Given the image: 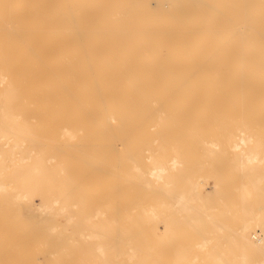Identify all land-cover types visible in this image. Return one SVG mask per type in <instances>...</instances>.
<instances>
[{"label":"bare ground","instance_id":"bare-ground-1","mask_svg":"<svg viewBox=\"0 0 264 264\" xmlns=\"http://www.w3.org/2000/svg\"><path fill=\"white\" fill-rule=\"evenodd\" d=\"M193 114L206 119L193 126L188 123ZM152 119L157 134L142 141L151 164L142 166L146 157L141 164L135 147L129 154L143 188L154 192L161 182L156 196L149 192L161 200L146 205L155 220L150 219V230L144 224L146 239L158 241L157 227L166 237L179 222V215L164 212L168 208L182 211L196 233L209 215L210 232L224 236L216 239L225 247L213 245L206 264H264V0H0V231L11 226L25 231L14 246L30 248L42 235L36 240L42 258L58 252L56 247L66 249L62 240L73 234L67 225L79 222L75 214L82 212L91 227L82 233L97 239L88 262L124 264L116 261L118 250L108 257L116 238L106 241L105 224L93 219L107 212L109 199L119 198L123 188L118 180L104 186L119 160L116 165L103 152L147 135L156 125ZM196 144L207 157L221 155L207 175L198 176L201 160L186 167L187 190L173 171L190 163L187 153ZM70 149L77 155L67 154ZM227 168L231 184L221 181ZM212 194L220 202L235 194L241 200H225L214 216L204 202ZM46 214L49 218L42 217ZM61 214L66 228L58 222ZM222 217L234 221L224 223ZM81 224L75 227L79 234ZM32 229L41 231L28 235ZM56 229L67 233V240H60ZM116 237L119 243L122 238ZM153 240L131 245L128 259L139 255L135 264H152L153 252L166 247ZM209 240L205 235L197 244ZM190 250L178 247V257L187 258Z\"/></svg>","mask_w":264,"mask_h":264},{"label":"rangeland","instance_id":"rangeland-1","mask_svg":"<svg viewBox=\"0 0 264 264\" xmlns=\"http://www.w3.org/2000/svg\"><path fill=\"white\" fill-rule=\"evenodd\" d=\"M170 17V16H169ZM171 19V18H170ZM104 20H106L105 18H104ZM178 105V104H177ZM204 105H201V104H198V105H196V107H203ZM217 106H220V105H217ZM229 106H231V105H229ZM204 107H206V105L204 106ZM227 107V106H226ZM232 108V107H231ZM193 116H195V117H193ZM206 115L204 114V115H199V116H197L196 114H193L192 116H190V119L188 120V123L189 124H191V125H193V126H196V125H198V122L200 121V120H204V119H206V117H205ZM199 117V118H198ZM143 117L141 116V119H142ZM192 121H193V123H192ZM151 124H153L154 123V119H152L151 121ZM157 121L155 120V123L154 124H156V125H152V127H151V131H149L148 133H147V135H146V133L145 134H143V135H141V136H138L139 138H136L135 140H132V141H130L129 143H128V145H126V146H124V147H119V148H116V149H118L117 151L115 150V149H113L112 147H106L105 148V152H103L104 154H106V155H108V159H114V162H115V164H116V162L119 160V162H117V164L121 167L122 166V163L124 162V164H123V168L121 167V169L119 170V166L117 165V168L114 170L115 171V173H114V171H113V169H111V172H110V175H109V177L106 179V184H104V186L105 185H107V188H109L110 187V185H109V183L111 184V182H114V183H116V182H118L119 181V186L121 187L122 185V189H120V190H118V194L116 193V195H118L119 196V198L116 196V200H113V198H111V201L113 202H111L110 201V199H109V205H108V210H107V212H105L104 214H100V215H94V216H96V217H93V219H94V221H96L97 222V224H105V231H106V236L104 237L105 238V240L107 241L108 240V242L110 241V240H112L113 239V237L114 238H116V239H113V241H114V245H113V247H112V245L111 244H109V247H110V249H111V252H109L108 253V257H110V259H113V257H115L114 256V254H113V251H115V250H118L119 252H121V255H120V257L118 256L117 257V260L116 261H122V262H124V264H135V263H137L138 262V260L140 259L139 258V255L138 256H134V258H132L131 259V261L129 260L130 259V257H128V249L130 248L131 249V245L132 246H138V245H140L141 246V244H142V241H145V242H148L149 244H150V241L149 240H153V239H150L149 238V235H148V238H149V240L148 239H146L147 238V236H145V233H143V232H145L146 230H148L147 229V227L146 226H148V228L150 227L148 224H151L150 222H151V220L150 219H152V218H150L149 217V215L146 213L147 211H148V208H146V205H147V207L149 206H151V205H153V204H156L159 200H161V199H158V198H156V197H154V195L156 196V194H157V185L158 184H160L161 182H157V183H155L154 185V187H156L155 189L156 190H154V192H153V189L152 190H150V189H148V188H143L142 186V183H141V179H139L140 178V176L138 175L139 173H138V170L137 169H135L134 170V167H132L133 166V162L131 161V160H129V154H131L132 153V151H133V149H134V147L135 148H137L138 149V151H139V160H142V159H144L146 156H144V154H148L149 152L151 153V151H148V150H144L143 151V148H142V146H144V144L142 143V141L144 140V139H146V138H149V137H151V138H154L153 136H156V131H154L155 129V127L156 128H158V126H157V123H156ZM196 122V123H195ZM159 125V124H158ZM153 133H155V135H153ZM150 135V136H149ZM145 136H147V137H145ZM109 137V138H108ZM145 137V138H144ZM202 137V136H201ZM105 138H107L108 140L109 139H112V136L111 135H106L105 136ZM126 138V137H125ZM141 138V139H140ZM140 140V141H139ZM135 143V144H134ZM141 144V145H140ZM138 146V147H137ZM131 147V148H130ZM111 149H113L112 151H111ZM125 149V150H124ZM129 149V150H128ZM142 149V150H141ZM121 150V151H120ZM126 150H128V152H130V153H128ZM194 151H191L190 153H187V160H189L190 161V163H186V164H183V166H181V168H179V169H176V170H174L173 172L175 173V172H177L178 174H174L176 177H180L181 176V180H179V184H180V186L182 187V186H185L186 187V189L188 190V188L189 187H191V185H188L187 184V182L186 181H183V177H184V174H186V172H187V168L186 167H188V166H190L192 163H196L198 160H201L202 161V167H201V165L199 166L198 165V167L200 168V169H202V171H200V173H198L199 175L198 176H200V175H207L208 174V171L214 166V165H216V163L218 162V158H217V156H220L221 155V152H218V151H215V152H212V154L214 155L215 154V156H213V155H210V156H208L207 157V152H205L204 150H202V148H200L197 144L195 145V148L193 149ZM71 151V152H70ZM108 151H110L109 153H106V152H108ZM123 151V152H122ZM146 151V152H145ZM70 152V153H69ZM72 152H74V155H77V151H73V150H69V151H67V154H69V155H73V153ZM118 152H121V154H122V156H121V154L119 153L118 154ZM76 153V154H75ZM114 153V154H113ZM127 154V155H126ZM201 155H203V156H201ZM123 156H124V158L126 159H124L123 158ZM144 156V157H143ZM206 156V157H205ZM213 156V157H212ZM143 157V158H142ZM201 157V158H200ZM120 158V159H119ZM142 158V159H141ZM193 158H194V160H193ZM147 159V160H146ZM145 161H140L141 162V164L143 163V162H145V163H143L142 164V166L143 167H146V165L148 166L149 164H151V159L150 158H145L144 159ZM125 161H127V162H125ZM130 161H131V164H130ZM216 162V163H215ZM149 163V164H148ZM211 163V164H210ZM128 165V166H127ZM129 166H131V167H129ZM184 167V168H183ZM137 168V167H136ZM119 170V171H118ZM124 171V172H126L127 173V170H128V173L127 174H125V173H123V172H120V171ZM126 170V171H125ZM130 170L132 171V172H130ZM179 170H180V172H179ZM120 173V174H119ZM183 173V174H182ZM115 174H118V175H115ZM121 174H122V176H121ZM232 174H233V172H231V169L229 168H227L226 169V175H225V178L224 177H222L221 178V181H222V183H225V184H231L232 182H233V180H234V178H232ZM135 177H134V176ZM116 176H117V178H118V176H119V178L117 179L116 178ZM129 177H131V180L133 181H131L130 179H129ZM133 178V179H132ZM127 179H129V180H127ZM137 179V180H136ZM223 179V180H222ZM233 179V180H232ZM118 180V181H117ZM125 180V181H124ZM127 180V181H126ZM136 181V183H135V181ZM229 180V181H228ZM129 181V183H127ZM131 181V182H130ZM139 181H140V183H139ZM125 183V184H121V183ZM132 183V184H131ZM135 183V184H134ZM134 184V185H133ZM187 184V185H186ZM129 185H131V186H129ZM126 186H128V187H126ZM136 186V187H135ZM141 186V187H140ZM189 186V187H188ZM134 187L136 188L135 190H134ZM126 188V189H125ZM128 188V189H127ZM199 188H200V190L202 191V193L203 194H206L207 193V186L205 185V184H203V183H200L199 184ZM141 189H145V190H143L144 191V194H146V195H143L142 194V192H141ZM123 191H124V193H123ZM139 191V192H138ZM150 191H152V193L154 194V195H151V193L149 194V192ZM127 192H128V195H127ZM140 193V194H139ZM149 195H148V194ZM131 194V195H130ZM237 194H235V197L234 196H232L231 195V198H226V199H222V201L220 202L218 199H215V196H214V194H212L211 196L209 195V196H206V199H204V202L205 203H207V205H209L210 206V209H209V211L211 212V213H213V215L214 216H216V214H218V213H220L222 210H224V207H225V200H226V203H227V201H229L230 203H233L234 201H236L237 203H240V201L239 200H241L240 198H238V197H240L241 195H239L238 194V197L236 196ZM121 196H122V198H121ZM157 196H159V197H164V194H160V195H157ZM135 197H137V198H135ZM145 197V198H144ZM134 198V199H133ZM144 198V199H143ZM213 198V199H212ZM234 198V199H233ZM236 198H237V200H236ZM115 199V198H114ZM122 199V200H121ZM156 199V200H155ZM108 200V199H107ZM107 200H106V202H107ZM131 200V201H130ZM136 200V201H135ZM128 201V202H127ZM139 201V202H138ZM239 201V202H238ZM37 202H39V201H37ZM121 202V203H120ZM123 202V203H122ZM149 202V203H148ZM151 202V203H150ZM210 202V203H209ZM211 202H213V203H211ZM236 202H234L233 204H236ZM115 204V205H114ZM214 205V206H213ZM119 206V207H118ZM143 206V207H142ZM114 207V208H113ZM215 207V208H214ZM125 208V209H124ZM212 208V209H211ZM111 209V210H110ZM119 210V211H118ZM125 210V211H124ZM169 210V211H168ZM168 210H166V211H164V212H167V214H172V212H173V214L171 215V216H173V217H176L177 215H179V218H181L182 219V222H181V219H178L177 221H179V222H177V224L179 223L180 224V226H179V224L177 225L176 224V226L174 227V229L173 230H170L171 231V233H170V231H168L167 232V234H166V237H165V235H160V234H163L160 230H161V228L159 227H157L156 228V232H158L159 234H158V236H157V238H156V240H158L159 241V238L161 239V238H164V239H162V240H160V242L162 241L163 243L162 244H164V246L166 245V247H158V249L157 250H155L154 252H153V254L154 255H151L150 256V261L152 262V264H159V262L162 260L163 262H165V261H171V262H173V261H178V262H180V264L182 263L183 264V262H185L186 260H188V261H190L191 262V264H206V263H208L209 261H210V257H204V256H206L207 254H209V253H213V252H215V248L213 247V245H215V244H219L220 246H221V250H223L224 249V247H225V243H223V241H218V239H216L217 237H224V236H221V235H218V236H215V233H211L210 232V229H211V225H212V217L211 216H207V215H205V216H203L204 218H203V221H202V226H204V227H202L201 229L202 230H200L198 233H196L199 229L192 223V224H189V223H187V221L186 220H184V217L182 216L183 215V213H182V211H180V210H176V209H170V208H168ZM171 210V211H170ZM174 210V211H173ZM176 210V211H175ZM178 211L180 212V214L178 213ZM78 212V211H77ZM119 212V213H118ZM124 212V213H123ZM169 212V213H168ZM81 213V214H80ZM178 213V214H177ZM78 214V215H77ZM111 214V215H110ZM140 214H142V215H140ZM107 215V216H106ZM140 216V218H138L139 216ZM143 215H145V216H143ZM75 216H77V219L78 220H80L81 221V219H82V224L80 223V221L78 222H76V220L74 221V222H76V223H72L71 225H70V223L65 227V224H64V222L66 223V216L64 215V214H61V215H59V217H58V222L60 223V224H62V222H63V224H64V227L67 229V233L69 232V231H72V233L71 232H69V235L70 234H72V235H70L71 237H69L68 238V236H66L67 235V233L64 235V234H62L63 232H61V234L58 232V234H57V231L59 230V229H61L62 231H63V229H62V225L61 226H59L58 227V230L56 229V233H54V234H57L58 235V237L60 236V240H62V238L64 237L65 238V236H66V240H67V238H68V241H65L64 239L62 240V241H64V242H67L68 244H66L65 243V245H69V246H67L68 248H66V249H61L60 251H59V247H56L57 249H58V252H56L55 251V253L54 254H51V255H48V256H46V258L45 257H41V248L40 247H38L37 245H38V243H36V240H38V239H41V238H43V236L42 235H40L38 238L36 237L35 238V243L33 244V245H31L32 247H25V246H14L15 245V241L16 240H20V238L22 239L23 237H24V235L26 234L25 233V231L23 230V229H20V227L19 228H17V227H14V226H11V227H9V228H4V231H0V263H2V264H21V263H23V264H30V262H34L35 264H40L41 262H44V263H49V264H51V263H53L54 261H58L60 264L61 263H71V264H90L89 262H88V260H89V257H88V255H89V248H90V246L92 245V244H95V242L97 241V239L96 238H93L92 236H91V234L89 235V234H87V236H85L84 235V233H82V231L83 232H90L88 229L90 228V230H91V227H90V225L87 223V222H84L83 223V221L86 219V216H85V214H83L82 212H78V213H76L75 214ZM105 216V217H104ZM182 216V217H181ZM42 217L43 218H49L48 217V215L46 214V216L45 215H42ZM41 217V218H42ZM82 217V218H81ZM110 219H109V218ZM36 218H40V216H37ZM81 218V219H80ZM143 218H144V221H143ZM141 219V220H140ZM184 220V221H183ZM197 221L196 222H200V220L199 219H196ZM234 221V220H232V217H230V218H228V217H222V222H227V221ZM61 221V222H60ZM100 221H103V222H100ZM143 221V222H142ZM150 221V222H149ZM152 221H155L154 219H152ZM73 222V221H72ZM110 223V224H109ZM146 223V224H145ZM153 223V222H152ZM77 224L78 225H80L81 224V228H80V226H79V228H80V230H79V232H80V234H81V236H80V234L78 233V228L76 229L75 227L77 226ZM146 226H145V225ZM89 225V226H88ZM185 225V226H184ZM117 226H119V228H117ZM178 226V227H177ZM78 227V226H77ZM115 227V228H114ZM186 229H185V228ZM192 227V228H191ZM195 227V228H194ZM15 228V229H14ZM73 228V229H72ZM86 228V229H85ZM191 228V229H190ZM197 228V229H196ZM195 229H196V231H195ZM204 229H206V230H208V231H206V232H204ZM32 230H34V231H28V235H31L32 236V234H36V233H39L41 230L40 229H32ZM110 230V231H109ZM114 230H116V231H114ZM134 230V231H133ZM149 230H150V228H149ZM65 231V230H64ZM175 231H177V232H175ZM182 231H184V232H182ZM20 232H21V234H20ZM33 232V233H32ZM49 231L47 230V232H46V234L48 233ZM66 232V231H65ZM85 232V233H86ZM174 234H173V233ZM184 233V234H177V233ZM187 232V233H186ZM188 232H189V234H188ZM50 233H52V232H50ZM208 233V234H207ZM24 234V235H23ZM79 234V236H77ZM144 236H142V235ZM151 234V233H150ZM172 234V235H171ZM220 234V233H219ZM37 235V234H36ZM110 235H112V237H110ZM116 235L118 236L119 235V240L121 239V241L119 242V243H116V242H118L117 240V237H116ZM147 235V234H146ZM185 235H187V237L185 236ZM205 235H206V237L207 238H210V240L204 245V246H198V244H197V241L198 240H200V239H202L203 237H205ZM210 235V236H209ZM18 236V237H17ZM46 236V235H45ZM63 236V237H62ZM73 236V237H72ZM75 236H77L76 238H75ZM84 236V237H83ZM109 236V237H108ZM160 236V237H159ZM162 236V237H161ZM203 236V237H202ZM17 237V238H16ZM86 237V238H85ZM89 237H91V238H89ZM153 237V236H152ZM151 237V238H152ZM154 237H156V236H154ZM153 237V238H154ZM190 237V238H189ZM201 237V238H200ZM72 238V240H73V242H72V240H71V242L72 243H70L69 244V242H70V239ZM77 238H79V239H77ZM83 240H85V242H83L81 239ZM109 238H111V239H109ZM145 238V239H144ZM166 238H171V241L172 242H174L173 243V245L170 243V239L168 240V239H166ZM175 238V239H174ZM76 239V240H75ZM177 239V240H176ZM79 240V241H78ZM80 240L82 241V242H80ZM164 240H166V241H164ZM180 240V241H179ZM61 241V242H62ZM154 242H158V241H155V239L153 240ZM152 241V242H153ZM178 241V242H177ZM75 242V243H74ZM77 242V243H76ZM79 242V243H78ZM166 242L167 243H169V245H171V246H169V245H167L166 244ZM177 242V243H176ZM81 243V244H80ZM90 243V244H89ZM61 244V243H60ZM62 244H64L63 242H62ZM61 244V245H62ZM72 244V245H71ZM74 244H76V245H74ZM80 244V245H79ZM135 244V245H134ZM152 244H154V243H152ZM157 244V243H156ZM155 244V245H156ZM162 244H159V242H158V244L157 245H162ZM180 244V245H179ZM195 244H197V245H195ZM86 245H87V247L88 248H86ZM188 246L191 250H190V252L189 253H187L188 255H187V258H184V257H178V247H180V246ZM36 246V247H35ZM72 246V248H74L75 249V251H73L74 249H72V248H69V247H71ZM80 246V247H79ZM82 246V247H81ZM163 246V245H162ZM168 246V247H167ZM207 246V247H206ZM209 246V247H208ZM34 247V248H33ZM194 247V248H193ZM210 247H211V249H210ZM62 248V247H61ZM207 248H209V249H207ZM56 249V250H57ZM71 251H70V250ZM163 249V250H162ZM166 249V250H165ZM177 249V250H176ZM10 250V251H9ZM36 250V251H35ZM64 250H65V252H64ZM140 247L138 248V251L137 252H140ZM193 250V251H192ZM204 250H206V252L204 251ZM210 250V251H209ZM69 251V252H68ZM81 251V252H80ZM127 251V252H126ZM174 251H175V253H174ZM34 252V253H33ZM39 252V253H38ZM75 252V253H74ZM78 254H77V253ZM33 253V254H32ZM125 253V254H124ZM126 253H127V255H126ZM163 254V256L160 258L159 257V254ZM204 253V254H203ZM24 254V255H23ZM30 254V255H29ZM33 256H32V255ZM35 254V255H34ZM67 254V255H66ZM75 254V255H74ZM38 255V257H36ZM63 255V256H62ZM70 255V256H69ZM79 255V256H78ZM168 255V256H167ZM68 256V257H67ZM82 256H84V257H82ZM36 257V258H35ZM52 260H51V259ZM92 258V257H91ZM129 258V259H128ZM38 259H39V261H38ZM69 259V260H68ZM97 259V258H96ZM157 259V260H156ZM204 259V260H203ZM23 260H25V261H23ZM63 260V261H62ZM82 260V261H81ZM93 260V259H92ZM135 260V261H134ZM81 261V262H80ZM83 261H85V262H83ZM134 261V262H133ZM157 261V262H156Z\"/></svg>","mask_w":264,"mask_h":264}]
</instances>
